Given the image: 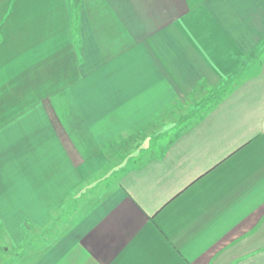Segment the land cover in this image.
<instances>
[{
  "label": "crops",
  "instance_id": "obj_1",
  "mask_svg": "<svg viewBox=\"0 0 264 264\" xmlns=\"http://www.w3.org/2000/svg\"><path fill=\"white\" fill-rule=\"evenodd\" d=\"M24 245L264 264V0H0V264Z\"/></svg>",
  "mask_w": 264,
  "mask_h": 264
},
{
  "label": "rangeland",
  "instance_id": "obj_2",
  "mask_svg": "<svg viewBox=\"0 0 264 264\" xmlns=\"http://www.w3.org/2000/svg\"><path fill=\"white\" fill-rule=\"evenodd\" d=\"M72 196L68 199L69 201L65 206V209L58 212L57 215H54L55 220L52 225L50 222L48 226L49 230H38V233L34 232V235H29L30 241L29 245L26 248L32 250V254H27L28 258H33L34 256H36L37 252L43 249L47 242L51 243L53 239L56 240L62 237L72 226L77 223V219L82 213L81 207L84 204V199L83 197L79 198V203L76 204ZM25 246L26 245L12 254L14 256L12 259L13 261L15 260V264L30 263V259L26 260L24 257L25 255H23L26 253ZM22 257L24 260L21 259ZM3 262L5 261L2 260L1 264H3ZM11 264H14V262H12Z\"/></svg>",
  "mask_w": 264,
  "mask_h": 264
}]
</instances>
